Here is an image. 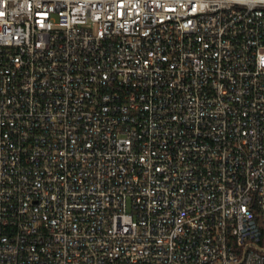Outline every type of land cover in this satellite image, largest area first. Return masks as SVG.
Segmentation results:
<instances>
[{"label": "built area", "instance_id": "built-area-1", "mask_svg": "<svg viewBox=\"0 0 264 264\" xmlns=\"http://www.w3.org/2000/svg\"><path fill=\"white\" fill-rule=\"evenodd\" d=\"M0 264H264V0H0Z\"/></svg>", "mask_w": 264, "mask_h": 264}]
</instances>
